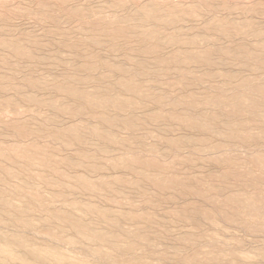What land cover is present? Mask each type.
<instances>
[{
	"label": "bare ground",
	"instance_id": "6f19581e",
	"mask_svg": "<svg viewBox=\"0 0 264 264\" xmlns=\"http://www.w3.org/2000/svg\"><path fill=\"white\" fill-rule=\"evenodd\" d=\"M65 1L67 2V0ZM30 2L32 1L26 2V6H24L26 8L23 7V4L21 5L24 10H16L17 6L9 9V4L0 2V31H4V33H0V67H7L14 71L20 65L19 62L34 63L41 60L42 57L36 50V47H40L42 43L40 34L41 38L30 34L31 32L19 37L5 34L11 29L9 22L15 15H20V13L27 16L35 15L37 20L55 22L60 25L63 19L90 12L95 13V10L89 6H78L61 11L62 5L57 6V9L52 4L55 0L52 2L38 0L36 6L34 5L35 7L33 4L36 2L33 1L32 6L29 4ZM66 2L63 3L66 5ZM203 2L204 5H195V3L193 6H189V9L168 7L151 2L149 4L143 3L144 5L140 6L138 3L139 6L136 9L133 10L132 8V12L121 17L122 25H118L120 21L114 22L112 19L104 18L107 23L112 21L109 24L110 29L104 33L109 35V40L115 43L112 48L121 49V51L122 47L124 48L123 51L125 49L134 50L130 45L126 47L127 42L125 46L116 43L120 37L128 39V36L139 38L142 41V44L139 43L142 45L139 47V51L145 55L160 51L163 44L176 46L172 52H168L169 54L156 57L159 65L157 68L168 72L171 69H179L186 73L191 72L190 77L192 78H188L189 74H185L187 76L183 78L180 76V79L172 82H164L162 78V82L168 86L173 84L183 87L191 81H209L213 75L210 73L211 68L200 73L190 71V66L193 63L216 65L214 53L217 48L209 46L202 49L198 47L200 45L192 46V48H185L184 46L185 43L198 44L202 39V42H206L213 36H200L190 42L191 39L183 34L184 31L181 32L182 28L173 33H167L164 30L168 25H179L181 20L191 16L197 20L196 16L199 15L200 17L202 14L200 11L203 9L202 7L211 6L213 3L210 0ZM125 3L128 6V3L122 0L115 2L114 6ZM162 3L164 2L162 1ZM7 7L9 8L7 9ZM214 16L209 20V23L204 25L206 31L212 30L211 32H213L215 30L218 31L215 33L232 36L248 29V24L236 23L237 21L235 22L234 19H232L233 22H230L229 19H221V16L218 17V15ZM135 20L139 23H135ZM98 21L100 22V20ZM89 24L92 25V23ZM98 25L100 26V24ZM55 26L57 25L55 24ZM95 28L100 29L96 26ZM52 29L54 30V28ZM88 29L90 30V27H81V35L83 36L79 37L80 40L77 39L79 41L71 42L64 39V42L62 40L57 42L58 40L53 38L60 47L64 48L65 46L67 51L71 52L66 55L72 56H66L72 60L62 61L61 59L65 57L64 52L62 53L58 49L59 51L57 50V53L53 54L57 59L54 58V60L64 62L72 67V65H78L75 63L77 58H83L84 54H89L88 46L92 44L102 45L103 39L99 37V33H94L96 30L94 32L91 30L92 33H89ZM50 32L49 34L53 36L56 31L53 34ZM67 35H63L64 38ZM215 35L217 37V34ZM50 42L48 43L50 44ZM51 45L49 46L54 48ZM263 48L264 40H260L252 45L243 44L232 50L224 48L219 57L223 60L229 56H240L246 58L248 63L250 62L249 64L264 66L263 58H261V49ZM98 53L92 54L91 52V58H86L92 59L93 62L79 64L81 70L91 69L89 71L92 72L95 67L103 62L108 70L125 72L126 74L128 65L106 60L100 54L101 52ZM128 56L131 59L127 62L136 61L134 64L137 63V67L139 65L138 70L135 72L132 69L135 73L128 74L129 76L126 74L128 77L125 74L118 76L119 78L114 80V82L117 80L115 85L119 87V91L116 92L113 90L112 81L110 83L108 81V84L105 83L107 88L105 86L97 88L95 85L93 88H89L78 85L79 83L75 84L77 81L75 75L62 76L64 79L53 78L54 75L52 78L51 75L50 77L31 75L27 76L22 84L12 85L9 81L10 78L4 77L2 74L1 79L6 83L0 79V92L12 87L20 94L15 92V96L13 94L10 96V92H7L9 96L0 97V112L3 110L6 112L10 109L11 112L22 114L24 112L23 106L27 105L28 101L43 107V104H48L54 108L57 115L69 116L70 121L61 128L52 130L54 128L48 126L50 128L46 130L45 123L32 125L30 121L37 118L39 122L45 121L52 124L54 121H58V118L53 115L52 117L48 113L45 114L40 107L35 108L32 118L30 116V121L26 119V122L25 120L22 121L25 119H22V116L20 117L22 120H12L0 114V133L9 129L16 134L14 139L0 140V264H264V150L258 149L259 151L252 152L250 156H242V159L237 156L234 157V154L233 157L230 156V151L234 153L233 150H235H231V143H239L242 147H246L254 141L264 140V83L255 84L254 78L243 77L242 79L240 77L242 80H239L232 72H220V75L224 77L225 86H215L213 87L214 90L205 88L202 92H176L178 94H173L166 91L167 89L158 90L164 85L162 83L159 86L156 79H149L147 83L140 81L139 75H147L146 73L150 72L148 62L143 61L144 59L133 60V56ZM258 60L261 63H258ZM223 63H225L224 60ZM193 65L195 66V64ZM101 67L103 66L101 65ZM2 70L7 71L3 68ZM151 70L153 71V69ZM111 76L106 75L104 77L111 80ZM87 77L85 76L83 80H80L86 83ZM89 77L91 78V76ZM231 84L235 85L234 88H237V91L227 94L226 87ZM24 86L29 87L30 92L26 90L28 93H24ZM27 87L26 89H28ZM165 87L167 88V86ZM46 89L54 91V93H64L69 101L66 102L50 95L42 97L38 94L39 90ZM20 97L26 100V104L23 106L20 105ZM151 102L155 103L158 108L143 114L141 109L147 107ZM168 105L174 109L166 108ZM178 106H184L185 109L178 112L175 109ZM217 109L219 110L217 111ZM81 116H89V118L84 121V119H80ZM257 119L262 121L261 126L259 122V125H256ZM34 122L36 123L37 120ZM159 122L165 124L164 131L166 132H163L166 135L165 139L169 145L176 148L174 149L175 152L177 149H183L186 146H191L198 155L207 152L210 155L202 159L223 166L221 171L199 174L180 173L181 170L177 172L176 168L180 167V164L187 165L193 163L195 159L192 154L185 156L181 155L182 153H175L171 154L172 158L166 161L164 158L172 151L168 149L170 151L168 153L167 149L148 142V136L151 135L152 130H144L149 134H147L148 136L143 135L147 143L144 141L142 142L143 147H139L136 142V132L143 126L147 127ZM175 122L187 129H196L199 133L181 134L182 136L179 135L180 137L177 138L168 135L169 128L173 129ZM7 133L9 132L7 131ZM34 134L40 137H52L58 141L61 147L72 148L74 151L73 153L62 154L59 146L50 149L48 142L27 139L28 136ZM143 136L141 135V137ZM156 136L161 137L162 135L157 132ZM92 140H96V144L91 143ZM91 144L95 145L96 151L91 152L94 150L93 145L91 150ZM252 147L249 145V148ZM113 148L119 149V154H112L110 151ZM100 153H103L104 156L99 155ZM105 168L119 169L120 171L107 174L103 172ZM128 190L134 191L138 197H143L144 205L141 202L140 205L134 203ZM167 190L176 191L171 198L174 200L188 195L197 198L190 197L184 204L167 209V212L164 211V214L161 215L158 213L157 205L162 202L161 195ZM78 192L88 193L92 197L111 203L112 206L95 201L91 196L89 199H82L84 194L81 195V199H78L77 196L75 197ZM177 195L179 196L176 197ZM198 196L207 200L209 207H204L202 210V205L198 204ZM58 201H61L63 205L59 203L61 205L56 204V206L55 203ZM145 203L147 207H144L146 206ZM178 222L190 223V230L179 233L177 236L174 235L175 241L168 238L173 242L165 244L166 235ZM206 222L210 224L208 231L200 228V225ZM240 227L249 232L251 237L249 240L250 248L246 246L248 243L246 235H244L245 237H238L233 234L235 229ZM189 228L187 227V229ZM38 233H42L43 237H40Z\"/></svg>",
	"mask_w": 264,
	"mask_h": 264
},
{
	"label": "rangeland",
	"instance_id": "374dc122",
	"mask_svg": "<svg viewBox=\"0 0 264 264\" xmlns=\"http://www.w3.org/2000/svg\"><path fill=\"white\" fill-rule=\"evenodd\" d=\"M29 1H32V2H30L29 4L32 6V4H33V1H34V3L35 4H33V6L35 5L36 6V4H37V1L36 0H0V2H5V4H9L8 6L10 7H7V9L9 8V9H11V7H14V6H17V9L16 8H13V9H16V10H18V9H21V10H24V8H26V7H24V6H26V2L28 3ZM48 1H50V2H52V1H54V0H48ZM58 1V2H57ZM117 1H121V0H67V2L64 0L63 2L65 3L66 2V5L62 2V0H55V2H52V4H54V6L58 9V7H60L61 5V11L62 10H66L67 8V10H69V9H73V8H76V7H78V6H89V8H91V9H93V10H95L94 12V14L93 13H88V14H85V15H77L76 17L75 16H73V17H70L69 19H63V21L61 22V24H60V22H59V24L60 25H58L57 23H55V22H50V21H40V20H37L38 18H36L35 17V15H23L22 13H20V15H15L13 18H12V20H10V22H9V26H11L10 28V30L8 31V32H6L5 34L6 35H8V36H17V37H19V36H23V34H26V33H30V34H32V35H35V36H38V37H40L41 38V36H42V38H41V45H40V47L38 48V47H36V50L38 51V53H39V56H42L41 57V60H37L36 62H34V63H36L35 65H34V63H30V62H25V61H21V62H19L18 64H20L19 66H17V69L16 70H14V71H11V70H9L7 67H0L1 69H0V79H1V76H2V74L4 75V77H9L10 78V82L12 83V85H15V84H22L23 83V81L25 80V78L28 76H31V75H33L34 77H40V76H44V77H50V75H51V78L53 77V75H54V77L53 78H55V77H57V78H59L60 77V79H64L62 76H67V77H69V76H74L75 78H76V80L78 81H74L75 82V84H78V85H81V86H85V87H89V88H93L94 87V85H95V87H97V88H101V86H105V88H107L106 87V84H108V83H110V81H112L113 83H112V85H114L113 87V90H114V92H116V91H119V87L117 86V85H115L116 83L115 82H117V80L114 82V80L116 79V78H119L118 76H121V75H123V74H125V72L123 73H121L120 71H115L116 72V74H114L115 72L114 71H112L111 69H109L108 70V68L106 67V66H104V64H103V62L102 63H100L98 66L100 67H95V70L93 69L92 70V72L91 71H89V70H91V69H83V70H81L82 68H80L79 67V64H82V63H90V62H93L92 61V59L90 60V59H87V58H91V55L92 54H95V53H98V51H99V53L103 56V58L104 59H108V60H113L115 63H119V64H122V65H128V67L129 66H131V67H127V71H126V74L128 75H132V74H134L137 70H138V67H139V65H138V67L136 66L137 65V63H135L134 64V62H136V61H129V62H127L128 60H130L131 58H129V56L128 55H130L132 58H133V60H137V61H140V60H143V61H147L148 62V66L150 67L149 68V70H150V72H147L146 74L147 75H143V74H141V75H139L138 77L141 79H139L140 81H142L143 83L145 82V83H147V80L149 81V79L150 80H152V79H156V81L158 82V85L160 86V84H162L163 83V85H164V87H159L158 88V90H166V91H170V92H172L173 94H178V93H190L191 91H201L202 92V90H205V88L207 89L208 88V90H214L213 89V87H218V86H225L224 85V83H225V80H224V77L222 76V75H220V72H232V74H235V77L237 78V79H239V80H242L243 79V77H250V78H254L253 80H254V83L255 84H262V83H264V81H262V80H264L263 78H264V66L263 65H261V66H263V67H261V66H255L253 63L252 64H249L248 63V60H246V58H243V57H240V56H229V58H227V59H223L224 60V62L225 63H223V60H221V57H219V56H221L222 55V49H224V48H227V49H236V48H238L240 45H243V44H247V45H252V44H254L255 42H259L260 40L262 41V40H264V0H210L211 2H213L212 4H211V6H203L202 8V10H200L201 12H202V14L200 15V17H199V15L198 16H196L198 19L196 20L193 16H191V17H189V18H185V19H183V20H181L180 22H182V23H180L179 22V25L178 24H175V25H177V26H175V25H168L167 27H165V32H167V33H173L175 30L177 31L178 29H181L182 28V31L181 32H183V34L184 35H187L186 37H188L189 39H191V41L190 42H193L192 40H196V39H198V37H200V36H210V37H212V38H210V39H208V40H206V42H202L203 41V39L201 40V38H200V40L201 41H199L198 42V44H194V43H191L192 45H190L189 43H185V48H192V46L194 47L195 45L197 46V45H200V46H198L199 48L201 47L202 49L203 48H207V47H213V48H217L216 49V52L214 53V58L216 59V65H213V66H211V65H207V64H204V63H193V64H195V66L192 64L191 66H190V71H198V72H200V73H202L203 71H205V69H207V68H211L210 70H211V74L213 73V75H211L212 77H211V79L209 80V81H202V82H190L189 84H191V85H189V84H187V86H183V87H178V85L177 86H175V85H173V84H170L169 86L168 85H166V83L164 84V82H167V81H170V82H172V81H174V80H176V79H180L181 77L183 78L184 76H187L188 74V78L189 79H191L192 77H190V75H192L191 74V72L190 73H186V72H184V71H182V70H179V69H171V71L169 70V72L167 71V70H164V71H162V69L161 68H157L159 65H158V63H157V61H156V57L157 56H159V55H167V54H169L168 52H172L175 48H176V46H174V45H171V44H163V45H161V48H160V51L158 50L156 53H148V54H143V53H141L140 51H139V47L140 46H142V45H140V44H142L141 42V40L138 38H134V37H129L128 36V39L127 38H125V37H120V39L118 40V42H116V43H119L120 45H122V46H125V43H126V47L127 46H131V47H133L132 49H134V50H131V49H125V51H123V47H122V51H121V49L120 50H116V49H114V48H112V45H114L115 43H113V41L112 40H109V35H107V34H105V33H107V31L110 29V26H109V24H110V22H112V21H108V23L107 22H105V20H104V18H108L109 20H114V22L115 21H117V22H119V24L118 25H120L122 22H121V17H124L125 15H127V14H129L130 12H132L133 10H134V8L136 9L138 6H139V4L138 3H140V6L141 5H144V4H149V2H151V3H160V4H162V5H167L168 7H179V8H182V9H189L190 7L189 6H193L195 3V5H197V4H201V5H204V2L203 1H206V0H122V1H124V2H127L128 3V6H126V3L123 5V4H121V5H119V6H114L115 5V2L117 3ZM156 1V2H155ZM162 1L164 2V3H162ZM201 1V2H200ZM61 2V3H60ZM71 2V3H70ZM132 2V3H131ZM146 2H148V3H146ZM225 2V3H224ZM63 3V4H62ZM70 3V4H69ZM114 3V4H113ZM144 3V4H143ZM178 3V4H177ZM181 3V5H179ZM4 4V3H3ZM12 4V5H11ZM23 4V7L21 6ZM103 4V5H102ZM170 4V5H169ZM218 4V5H217ZM227 4V5H226ZM262 4V5H261ZM6 5V6H7ZM107 5V6H106ZM109 5V6H108ZM172 5V6H171ZM174 5V6H173ZM177 5H179V6H177ZM217 7H215V6ZM221 5V6H220ZM223 5V6H222ZM23 8H21V7ZM34 6V7H35ZM58 6V7H57ZM93 6V7H92ZM104 6V7H103ZM122 6V7H121ZM133 6H135V7H133ZM181 6V7H180ZM186 6H188V8H185ZM212 6H214L213 8H212ZM219 6V7H218ZM261 6V7H260ZM263 6V7H262ZM18 7H20V8H18ZM69 7H71V8H69ZM111 7V8H110ZM113 7V8H112ZM207 7V8H206ZM210 7V8H209ZM64 8V9H63ZM116 8V9H115ZM132 8H133V10H132ZM103 9V10H102ZM206 9V11H204ZM115 10V11H114ZM132 10V11H131ZM258 10H260V11H262V12H260V11H258ZM106 11V12H105ZM112 11V12H111ZM215 13H213V12ZM220 11V12H219ZM116 12V13H115ZM212 12V13H211ZM122 13V14H121ZM19 14V13H18ZM257 14V15H256ZM22 15V16H21ZM89 15H91V16H89ZM216 16V15H218V17H220L221 19H229L230 20V22H233L234 20H235V22L236 23H240V24H245V25H247L248 24V29H247V31H244V32H238V33H235L234 35H232V36H226V35H222V34H220V33H215V32H218V31H213V32H211V31H206L207 29L204 27V25L206 24V23H209L210 21V19L213 17V16ZM84 16H86V17H84ZM204 16V17H203ZM214 16V17H215ZM33 17V18H32ZM35 17V18H34ZM75 17V18H74ZM99 17V18H98ZM225 17V18H224ZM23 18V19H22ZM77 18V19H76ZM84 18V19H83ZM102 19V20H101ZM118 19V20H117ZM232 19H234V20H232ZM70 20V21H69ZM97 20H100V22L98 21L97 22ZM194 20V21H193ZM239 20V21H238ZM40 21V22H39ZM66 21V22H65ZM68 21V22H67ZM85 21V22H84ZM139 21V20H138ZM202 21V22H201ZM207 21V22H206ZM34 22V23H33ZM50 22V23H49ZM64 22V23H63ZM81 22V23H80ZM84 22V23H83ZM94 22V23H93ZM104 22V23H103ZM137 22V20H135V23ZM190 22V23H189ZM41 23V24H40ZM48 23V24H47ZM88 23H92V25L91 24H89L88 25ZM139 22H137V24H138ZM55 24L57 25V26H55ZM64 24V25H63ZM66 24V25H65ZM81 24H85V25H81ZM95 24V25H94ZM98 24H100V26L97 25ZM106 24H108V25H106ZM124 24V23H123ZM45 25V26H44ZM93 25H94V27H93ZM122 25V24H121ZM181 25V26H180ZM201 25H203V26H201ZM43 26V27H42ZM75 26V27H74ZM82 26H85V27H87V28H89L90 27V30L88 29L87 31L90 33L91 32V30H92V32H94V30H96L94 33H99V37L100 38H102L103 39V43H102V45H104V46H102V45H100V44H92V45H90V46H88L89 47V49H88V53L90 54H84L83 55V58L82 57H79V58H77V60H76V62L75 63H78V65L77 64H75V65H72V67L71 66H68L67 64H65L64 62H61V61H55V60H57L55 57H54V55L57 53V50L59 49V50H61L60 52H64L63 54H64V58H62L61 60L62 61H65V60H72V59H69V58H67V57H69V56H71V55H66V54H70L69 53V51H67V49L65 48V46H64V48L61 46L60 47V45L57 43V42H61V40L64 42V39L65 40H68V41H79L80 39H79V37L80 36H83V35H81L82 34V31H81V27ZM89 26V27H88ZM95 26L96 27H100V29L99 28H95ZM183 26V27H182ZM57 27V28H56ZM80 27V28H79ZM106 27V28H105ZM175 27V28H174ZM187 27V28H186ZM50 29L51 30V32H50V30H48V29ZM52 28H54V30L52 29ZM56 28V29H55ZM59 28H60V30H59ZM61 28H62V30H63V32H62V30H61ZM67 28V29H66ZM71 28V29H70ZM76 30H75V29ZM184 28V29H183ZM194 28V29H193ZM204 28V29H203ZM45 29H47V30H45ZM65 29V30H64ZM74 29V30H73ZM201 29V30H200ZM78 30H80L81 32H79ZM102 30V31H101ZM104 30V31H103ZM171 30V31H170ZM195 30V31H194ZM258 30H260V31H258ZM263 30V31H262ZM42 31V32H41ZM44 31H46V32H44ZM51 33V34H53L55 31L56 32H58L59 31V33H54L53 34V36H51L50 34H49V32ZM98 31V32H97ZM99 31H101V32H99ZM106 31V32H105ZM189 31V32H188ZM203 31H204V33H203ZM262 31V32H261ZM4 33V31H0V33ZM12 32V33H11ZM35 32V33H34ZM68 32V33H67ZM71 32V33H70ZM91 32V33H92ZM105 32V33H104ZM194 32V33H193ZM208 32H210V33H208ZM260 32H261V34H260ZM8 33V34H7ZM46 33H48L47 35H46ZM70 33V34H69ZM213 33H215V34H217V37H216V35L215 34H213ZM38 34V35H37ZM41 36H40V35ZM45 34V35H44ZM62 34V35H61ZM66 34H68L67 35V37L66 38H64V36L63 35H66ZM76 34V35H75ZM100 34H102V35H104V36H102V35H100ZM205 34V35H204ZM57 35V36H56ZM61 35V36H60ZM70 35H72V37H69ZM199 35V36H198ZM220 35V36H219ZM59 36H60V38H59ZM74 36V37H73ZM214 36H215V38H214ZM50 39H49V38ZM56 37V38H55ZM62 37V38H61ZM104 37V38H103ZM195 37V38H194ZM197 37V38H196ZM46 38H48L47 40H46ZM53 38L54 39H57L58 41L56 42L55 40H53ZM72 38H73V40H72ZM107 38V39H106ZM205 38V37H204ZM207 38V37H206ZM74 39H76V40H74ZM77 39H79V40H77ZM101 39V40H102ZM125 39V40H124ZM213 39V40H212ZM229 39V40H228ZM45 40H46V42H45ZM127 40V41H126ZM49 41H51L50 42V44L48 43ZM55 41V42H54ZM216 41V42H215ZM105 42H106V44H105ZM111 43V44H108V43ZM210 42V43H209ZM44 43V44H43ZM45 43H46V45H45ZM55 43V44H54ZM57 43V44H56ZM128 43H130V44H128ZM140 43V44H139ZM48 44V45H47ZM53 45V47L54 48H51L49 45ZM128 44V45H127ZM215 46H213V45ZM51 45V46H52ZM59 45V46H58ZM95 45H97V46H95ZM110 45V46H109ZM177 45V44H176ZM184 45V44H183ZM186 45H188V46H186ZM46 46H47V48H46ZM49 46V47H48ZM56 46V47H55ZM95 46V47H94ZM102 46V47H101ZM166 46V47H165ZM218 46V47H217ZM226 46V47H225ZM43 47H44V49H43ZM59 47V48H58ZM91 47V48H90ZM220 47V48H219ZM222 47V48H221ZM96 48V49H95ZM109 48V49H108ZM138 48V49H137ZM68 49H70L69 47H68ZM110 49H112V50H110ZM119 49V48H118ZM163 49V50H162ZM168 49V50H167ZM221 49V50H220ZM40 50V51H39ZM54 50V51H53ZM58 50V51H59ZM116 50V51H115ZM131 50V51H130ZM95 51H97V52H95ZM220 51V52H219ZM45 52V53H44ZM51 52H53L52 54H51ZM67 52V53H66ZM91 52H92V54H91ZM42 53V54H41ZM98 53V54H99ZM128 53V54H127ZM134 55H133V54ZM158 53H160V54H158ZM216 53H219V54H216ZM221 53V54H220ZM54 54V55H53ZM63 54H62V56H63ZM124 54V55H123ZM141 54V55H140ZM48 55H50V56H48ZM52 55V56H51ZM106 55V56H105ZM108 55V56H107ZM67 56V57H66ZM128 56V57H127ZM136 56V57H135ZM154 56V57H153ZM45 57H47V58H45ZM72 57V56H71ZM87 57V58H86ZM138 57V58H137ZM142 57V58H141ZM53 58V59H52ZM54 58H55V60H54ZM67 58V59H66ZM86 58V59H85ZM129 58V59H128ZM152 58V59H151ZM153 58H155V59H153ZM223 58V57H222ZM261 58H263V60L262 61H264V48L263 49H261ZM42 59H45V60H42ZM47 59H49V60H47ZM52 59V60H51ZM84 59V60H83ZM148 59H150V60H148ZM154 60V61H153ZM42 61V62H41ZM53 61V62H52ZM79 61V62H78ZM123 61V62H122ZM221 63H220V62ZM48 62V63H47ZM56 62V63H55ZM61 62V63H60ZM120 62H122V63H120ZM132 62V63H131ZM126 63V64H125ZM130 63V64H129ZM258 63H261V61L259 62V60H258ZM150 64V65H149ZM153 64V65H152ZM243 64V65H242ZM246 64V65H245ZM248 64V65H247ZM33 65V66H32ZM56 65V66H55ZM65 65V66H64ZM67 65V66H66ZM101 65L103 66V67H101ZM155 65V66H154ZM204 65V66H203ZM221 65V66H220ZM45 66V67H44ZM74 66H77V67H79V68H77V67H74ZM154 68H156V69H154ZM251 66V67H250ZM253 66H255V68H253ZM67 67V68H66ZM74 67V68H73ZM137 67V68H136ZM247 67V68H246ZM251 69H250V68ZM257 67V68H256ZM262 69H261V68ZM2 68L3 69H6L7 71H5V70H2ZM45 68V69H44ZM73 68V69H72ZM76 68V69H75ZM131 68V69H130ZM98 69H100V70H98ZM132 69H134V71L132 70ZM151 69H153V71L151 70ZM63 70V71H62ZM80 70V71H79ZM87 70V71H86ZM128 70H129V72H128ZM130 70H132V71H130ZM155 70V71H154ZM200 70V71H199ZM219 70V71H218ZM263 70V71H262ZM55 71V72H54ZM69 71V72H68ZM71 71H72V73H71ZM106 71V72H105ZM161 71V72H160ZM173 71V72H172ZM66 72V73H65ZM79 72V73H78ZM105 72V73H104ZM109 72V73H108ZM131 72V73H130ZM134 72V73H133ZM155 72V73H154ZM157 72H158V76H157ZM163 72V73H162ZM180 72V73H179ZM215 72V73H214ZM15 73V74H14ZM69 73V74H68ZM73 73H75V74H73ZM78 73V74H77ZM90 73H92V74H90ZM105 75H104V74ZM111 73V74H110ZM153 73V74H152ZM165 73V74H164ZM171 75H170V74ZM184 73V74H183ZM9 74V75H8ZM17 74V75H16ZM72 74V75H71ZM94 74V75H93ZM110 74V75H109ZM113 74V75H112ZM125 74V75H126ZM161 74V75H160ZM162 74H164L163 76H162ZM174 74V75H173ZM185 74H187V75H185ZM239 74V75H238ZM244 74V75H243ZM8 75V76H7ZM80 75V76H79ZM82 75V76H81ZM87 75H88V77H87ZM106 75H108V76H111L112 77V79L111 80H109V79H106L104 76H106ZM126 75V76H127ZM128 75V76H129ZM149 75V76H148ZM152 77H151V76ZM155 75V76H154ZM169 75V76H168ZM87 77L88 78V80L86 81V83H83L82 82V80H83V77ZM89 76H91V78L92 79H94V80H92ZM93 76V77H92ZM97 78H96V77ZM100 76H102L101 78H98V77H100ZM114 76V77H113ZM127 76V77H128ZM146 76V77H145ZM148 76V77H147ZM160 76H162V77H160ZM181 76V77H180ZM238 76V77H237ZM255 76V77H254ZM78 77H79V79H78ZM154 77H156V78H154ZM159 77V78H158ZM242 79H241V78ZM147 78V79H146ZM162 78H163V80H164V82H162L163 80H162ZM165 78V79H164ZM173 78V79H172ZM80 79H82V80H80ZM100 79H102V80H100ZM145 79V80H144ZM161 81H160V80ZM169 79H171V80H169ZM262 79V80H261ZM2 80V79H1ZM0 80V81H1ZM104 80V81H103ZM3 81V80H2ZM16 81V82H15ZM90 81V82H89ZM92 81H94V82H92ZM109 81V82H108ZM224 81V82H223ZM257 83H256V82ZM80 82H82V83H80ZM108 82V83H107ZM260 82V83H259ZM3 83H6V82H4L3 81ZM92 83V84H91ZM101 83H102V85H101ZM106 83V84H105ZM214 83V84H213ZM87 85V86H86ZM93 85V86H92ZM97 85V86H96ZM211 85H213V86H211ZM108 86V85H107ZM165 86H167V88L165 87ZM172 86V87H171ZM234 86L235 85H229V87H226L227 88V94H232L233 92H235V91H237V88H234ZM26 87L27 86H24V89H23V91H24V93H28V92H30L29 90H30V88L29 87H27L28 89H26ZM248 87V89H250V87L249 86H247ZM12 87H10V88H8V89H6L5 91H3V92H0V97H4V96H12V94L15 96L16 94H17V92L18 91H16V89L14 88H12ZM178 88V89H177ZM11 89V90H10ZM170 89H172V90H170ZM174 89V90H173ZM28 92H27V91ZM216 90V89H215ZM230 90V91H229ZM26 91V92H25ZM9 93V95H8V93ZM16 92V94H14ZM176 92H178V93H176ZM217 92H220V91H217ZM6 93V94H5ZM19 93V92H18ZM20 94V93H19ZM38 94L40 95V96H42V97H47L48 95H50V96H55V97H57V98H61V99H63L64 101H69V98H67V95H65L64 93H60V92H56V93H54V91H51V90H49V89H46V90H39L38 91ZM153 102H151L147 107H149V108H147V107H143V109H141V112L144 114V112H148V111H153V109L155 110L156 108H158V106H156V104L155 103H153ZM22 104V106L23 105H25L26 104V100L25 99H22V97H20V105ZM152 104V105H151ZM44 105V107L42 106V105H37V103H34V102H28L27 101V105H25V106H23L24 107V109H23V107H21V109H23L24 110V112L21 114V113H17V112H11L10 111V109L9 110H6V112H5V110H3V111H1L0 112V114L3 116V117H5V118H9V119H12V120H14V119H17V120H22L23 118H25V119H23L22 121H24L25 120V122H26V119L27 120H29L30 121V118H32V114L33 113H35L34 112V110H36V109H38L39 107H40V109L45 113V114H47L48 113V115H50V116H54V117H57L58 118V121H54V123H52V124H49L48 122H45V121H43V122H39V120L37 119V118H35V120L34 121H36L37 120V122L35 123L34 121H30L31 123H32V125H37L38 123H45V126L47 127L46 128V130H49V128L50 127H48V126H52V128H54V129H52V130H55V129H57V128H61L63 125H65L68 121H70V118H69V116L68 117H64L63 115H61V114H58L57 115V113H56V111L54 110V108L52 107V106H49L48 104H43ZM27 107V108H26ZM29 107H31V108H29ZM34 108V109H33ZM36 108V109H35ZM166 108H173V107H171V105H168V107H166ZM29 109H32V110H30L29 111ZM174 109V108H173ZM175 109H177V111L178 112H182V110H184L185 109V107L184 106H178L177 108H175ZM48 110V111H47ZM144 110V111H143ZM219 109H217V111H218ZM8 111H9V113H8ZM138 111H139V109H138ZM14 113V114H13ZM50 113V114H49ZM141 113V114H142ZM5 114V115H4ZM10 115V116H8V115ZM18 114V115H17ZM19 114H20V116H19ZM13 116H15V117H13ZM22 116V117H21ZM31 116V117H30ZM52 116V117H53ZM223 116V115H222ZM22 119H21V118ZM30 117V118H29ZM20 118V119H19ZM29 118V119H28ZM89 118V116H81V118L80 119H84V121L86 120V119H88ZM258 121H256L257 123H256V125H259L260 123H262V121L261 120H259V119H257ZM53 121V120H52ZM164 123H165V121H163ZM258 122H259V124H258ZM177 122H175L174 124V128L173 129H171V128H169V131H168V135H172V136H175L176 138L177 137H180V136H182V135H189V134H196V133H199V131L198 130H196V129H190V128H186L185 126H180L179 124H176ZM166 124V123H165ZM165 124H162V122L160 123H153V124H150V125H148L147 127L146 126H143V127H141V129H139L137 132H136V142H137V145L139 146V147H143L142 146V142H146V138L144 137V136H148L149 134H148V132H144V130H146V131H150V130H152V133H151V135H149L148 136V142L150 143V144H157V145H159L160 147H162V148H165V149H170V151H172L169 155H167L164 159L166 160V161H168L169 159H171L172 158V156H170L171 154L173 155V154H177V153H182L181 155H185V156H188L189 154L191 155L192 154V156H193V158L195 159V161L193 162V163H190V164H180L179 166L180 167H178V168H176V171L178 172V171H180V173H196V174H199V173H212V172H215V173H218L219 171H221V169H222V167L223 166H221V165H218V164H212V163H209V162H206L205 160H203L202 158H205V156H208V155H210L209 153H207V152H204V153H201L200 155H198L196 152H194V149L190 146H186L185 148H183V149H177L176 150V152H175V150L174 149H176V148H173L171 145H169V143L166 141V139H165V136L166 135H164V133L166 132V131H164V128H165ZM161 125V126H160ZM164 125V126H163ZM260 126H261V124H260ZM146 129H145V128ZM159 127V128H158ZM181 127H182V129H181ZM143 128V129H142ZM152 128H154V129H152ZM161 128V129H160ZM157 129V130H156ZM174 130V131H171V130ZM186 129H187V131H186ZM196 130V131H195ZM7 131L9 132V133H7ZM51 131V130H50ZM50 131H48V132H50ZM139 131H142V132H139ZM186 131V132H185ZM190 131H192V132H190ZM154 132V133H153ZM158 132H160V134L162 135L161 137L159 136V137H157L156 136V133ZM164 132V133H163ZM172 132V133H171ZM13 132L11 131V130H9V129H5V131L3 130L1 133H0V140H2V139H14V135H16V134H12ZM138 133V134H137ZM140 133V134H139ZM144 133V134H143ZM176 133V134H175ZM8 134V135H7ZM148 134V135H147ZM154 134V135H153ZM182 134V135H181ZM46 135H49L48 133H46ZM139 135V136H138ZM141 135L143 136V137H141ZM180 135V136H179ZM9 136V137H8ZM13 136V137H12ZM50 136V135H49ZM154 136V137H153ZM4 137V138H3ZM8 137V138H7ZM16 137V136H15ZM37 137H39V138H37ZM137 137H139V138H137ZM33 138H35V139H33ZM27 139L28 140H38V141H43L44 143H46V142H48V144H49V147H50V149L52 148H54V147H57V146H59L60 147V151H61V153L62 154H69V153H73V149L72 148H65V147H61V145L58 143V141L57 140H54L52 137H48V136H44V137H40V136H37V135H32V136H28L27 137ZM50 140V141H49ZM166 142H165V141ZM151 141H152V143H151ZM263 141V142H262ZM96 140H92L91 141V143H95L96 144ZM261 142V143H260ZM147 143V142H146ZM252 144V145H251ZM251 144H249L251 147L253 146L254 147V149H253V147L252 148H249V145H247L246 147H242L239 143H231V147H232V149L231 150H233V149H235V150H233V152L234 153H232V151H230V153L232 154H230V156H232L233 157V154H234V157L235 156H237L239 159H242L243 157H246V156H250V154H252V152H257V150L258 149H260V150H264V140H260V141H258V142H256V141H254L253 143H251ZM255 144V145H254ZM258 144H261V145H258ZM92 145H93V147H94V150H92ZM258 147H257V146ZM168 146V147H167ZM170 146V147H169ZM230 146V145H229ZM229 146H227V147H229ZM260 146H262V147H260ZM147 147V146H146ZM189 147V148H188ZM230 147V148H231ZM90 148H91V152H94V151H96L97 150V148L95 147V145L94 144H91V146H90ZM148 148V147H147ZM187 148V149H186ZM257 148V149H256ZM262 148V149H261ZM72 149V150H71ZM96 149V150H95ZM114 149V148H113ZM112 149V151H110L112 154H114V155H116V153L117 154H119V152H120V150L119 149H114L113 150ZM186 149V150H185ZM252 149V150H251ZM118 150H119V152H118ZM180 150H182V151H180ZM184 150V151H183ZM250 150H251V152H250ZM114 151V152H113ZM169 150H168V153L170 152ZM180 151V152H179ZM259 151V150H258ZM147 153H151V152H149V151H146ZM99 155H103V153L101 154H99ZM201 155H204V156H201ZM240 155V156H239ZM104 156V155H103ZM198 156V157H197ZM243 156V157H242ZM242 157V158H241ZM201 160V161H200ZM198 162V163H197ZM195 163H197V164H195ZM181 166H183L182 168H181ZM196 167V168H195ZM178 169V170H177ZM185 170V171H184ZM106 171V172H105ZM120 170L118 169H110V168H105V169H103V172L104 173H107V174H110V173H113V172H119ZM131 190H128V192H129V196L130 197H132V199H133V201H134V203H136L137 205H140V202H141V204H143L144 205V203H143V197H138V195L136 194V193H134V191H131ZM170 192V193H169ZM163 193V192H162ZM168 193H169V195H168ZM173 193H176V191L174 192V190H167V191H165V193H163L162 195H161V199H162V202L159 204V205H157V209H158V213H161V215H162V213L164 214V211H165V213L167 212L166 210L167 209H171V208H174V207H176L177 205H180V204H184L185 202H187L186 200L188 199V198H190V197H196V196H192V195H188V196H185V197H179V198H177V199H171L172 197H173ZM78 194V195H77ZM77 194H75V197L77 196V198L78 199H81V197L82 196H84V197H82V199H89L90 198V196L91 195H89L88 193H85V192H78ZM82 194H84V195H82ZM82 195V196H81ZM179 195H177L176 197H178ZM86 197V198H85ZM88 197V198H87ZM91 198L94 200L95 199V201L97 200V201H100L102 204H107L108 206H112L111 205V203H109V202H107V201H104V200H102V199H100V198H98L97 199V197L95 198V197H92L91 196ZM197 198V197H196ZM204 198H202V197H199L198 196V204L201 206L202 205V210H203V208L204 207H209V203L207 202V200H205ZM107 202V203H106ZM59 203H61L62 205H63V203L61 202V201H58L57 203H55V205L57 204V205H61V204H59ZM56 205V206H57ZM145 205H146V203H145ZM144 207H147V205L146 206H144ZM183 225V226H182ZM186 225V226H185ZM205 225V226H204ZM182 226V227H181ZM209 226V227H208ZM178 227V228H177ZM186 229H185V228ZM187 227L189 228L190 227V223H188V224H184V223H182V222H178L177 223V225L172 229H170L169 230V232H168V234L166 235V237H165V244H168L169 242H173V241H175L174 239L176 238L175 236H177L179 233H182V232H186V231H189L190 230V228L189 229H187ZM200 228L202 229V230H210L209 228H210V224H208L207 222L206 223H202L201 225H200ZM180 229V230H179ZM182 229V230H181ZM184 230V231H183ZM236 231L235 232H233V234L235 235V236H238V237H245L244 235H246V238H247V247L248 248H250V235H249V232H247L245 229H243L242 227H240L239 229H235ZM171 231H173V232H171ZM242 231V232H241ZM243 231H244V233H243ZM172 233V234H171ZM38 235L40 236V237H43V234L41 233H38ZM175 235V236H174ZM45 236V235H44ZM174 238H173V237ZM168 238H171V239H173V241L172 240H170V239H168ZM167 240H170V241H168L167 242ZM173 247V246H172Z\"/></svg>",
	"mask_w": 264,
	"mask_h": 264
}]
</instances>
